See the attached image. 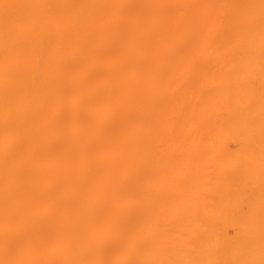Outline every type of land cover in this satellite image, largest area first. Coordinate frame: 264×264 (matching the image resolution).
<instances>
[{"label": "bare ground", "instance_id": "obj_1", "mask_svg": "<svg viewBox=\"0 0 264 264\" xmlns=\"http://www.w3.org/2000/svg\"><path fill=\"white\" fill-rule=\"evenodd\" d=\"M0 264H264V0H0Z\"/></svg>", "mask_w": 264, "mask_h": 264}]
</instances>
